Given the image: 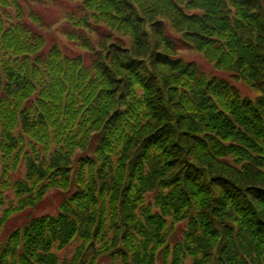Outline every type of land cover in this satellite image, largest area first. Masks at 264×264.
<instances>
[{
  "label": "trees",
  "instance_id": "16d2710c",
  "mask_svg": "<svg viewBox=\"0 0 264 264\" xmlns=\"http://www.w3.org/2000/svg\"><path fill=\"white\" fill-rule=\"evenodd\" d=\"M67 1L85 56L0 0V264H264V0Z\"/></svg>",
  "mask_w": 264,
  "mask_h": 264
},
{
  "label": "rangeland",
  "instance_id": "374dc122",
  "mask_svg": "<svg viewBox=\"0 0 264 264\" xmlns=\"http://www.w3.org/2000/svg\"><path fill=\"white\" fill-rule=\"evenodd\" d=\"M24 8V22L33 27L37 32H39L47 41L48 48L57 45L64 53L70 56L86 55V53L81 50L78 46L72 44L66 35L72 26L68 23V17H73L75 14L80 15V5L76 3H71L67 0H22ZM13 17L16 16L12 13ZM16 19V18H15ZM102 29H98L97 37L102 36ZM96 36H93L95 38ZM185 57L189 61H194L199 65V67L206 72L210 77L222 78L228 80L231 84L237 86L244 98H255L256 94L252 93L251 90L243 83L236 82L232 80L231 76L227 73L219 72L213 68L200 54L196 52L186 53ZM26 168L22 166L19 172L15 175V179H20L25 176ZM11 191V190H10ZM3 192L0 186V193ZM12 199L13 194L11 192L6 193ZM69 195L53 191L51 192L47 199L42 202V204L34 212H28L15 218V221L11 222L9 230L10 233L13 229L23 226L30 221V215H35L36 217L44 215H55L58 213L59 208L65 199ZM72 251V249L70 250ZM64 254L61 256L63 257Z\"/></svg>",
  "mask_w": 264,
  "mask_h": 264
}]
</instances>
